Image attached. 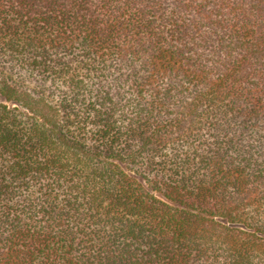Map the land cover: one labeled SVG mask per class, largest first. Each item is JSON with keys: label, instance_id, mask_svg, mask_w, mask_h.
<instances>
[{"label": "trees", "instance_id": "obj_1", "mask_svg": "<svg viewBox=\"0 0 264 264\" xmlns=\"http://www.w3.org/2000/svg\"><path fill=\"white\" fill-rule=\"evenodd\" d=\"M0 264H264V0H0Z\"/></svg>", "mask_w": 264, "mask_h": 264}]
</instances>
